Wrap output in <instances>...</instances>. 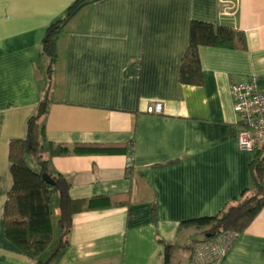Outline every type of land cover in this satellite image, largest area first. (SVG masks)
I'll return each instance as SVG.
<instances>
[{
  "label": "crops",
  "instance_id": "0c3cea01",
  "mask_svg": "<svg viewBox=\"0 0 264 264\" xmlns=\"http://www.w3.org/2000/svg\"><path fill=\"white\" fill-rule=\"evenodd\" d=\"M73 1L0 0V264H40L5 238L2 217L9 142L26 136L44 97L46 142L121 148L53 156L44 143L47 173L67 179L72 199L108 198L72 216L49 264H165L166 243L171 264H191L186 246L201 235L180 223L220 213L251 185L254 153L238 148L230 87L253 76L264 92V0H97L59 33L49 69L45 31ZM191 20L245 36L242 49L198 48L199 85L178 80ZM54 212L58 224V200ZM46 250L41 262L56 251ZM218 264H264V205Z\"/></svg>",
  "mask_w": 264,
  "mask_h": 264
},
{
  "label": "trees",
  "instance_id": "16d2710c",
  "mask_svg": "<svg viewBox=\"0 0 264 264\" xmlns=\"http://www.w3.org/2000/svg\"><path fill=\"white\" fill-rule=\"evenodd\" d=\"M94 1L97 0H74L66 9L64 16L47 27L41 44V53L48 57L49 69L57 56L56 41L59 33L82 7ZM200 46L242 49L245 47V36L241 31H236L226 25L191 20L188 44L178 72L180 83L201 84L202 73L198 56ZM48 106L49 100L46 97L40 99L34 114L27 121L26 136L12 139L9 142L8 159L12 184L6 194L2 217L5 238L31 260L40 264H49L55 259L58 251L67 244L72 216L75 213L86 208L97 207L98 204H108L106 203L108 198L103 196L72 199L68 194V181L60 174L48 173L54 184L44 181L42 173L47 172L46 161L42 159L44 143L48 145L50 155L53 156L68 153H114L121 150L119 146L98 144H75L70 150L61 144L46 142L45 129L41 119L47 113ZM262 149L253 150L252 181L250 187L244 191L242 199L225 207L216 215L198 217L180 223L179 229L192 226L199 229L201 235L199 239L193 240L190 245L186 246L189 249L190 261L194 243L212 239L223 233L233 234L234 241L264 205V156ZM30 156L40 164L39 171L31 169L27 164L26 158ZM55 195L58 196L60 240L55 248L56 251L45 262H41L39 256L47 249L51 240L50 205ZM206 234H210V236L208 237ZM173 248V244H165V264H171Z\"/></svg>",
  "mask_w": 264,
  "mask_h": 264
},
{
  "label": "built area",
  "instance_id": "2783aa9c",
  "mask_svg": "<svg viewBox=\"0 0 264 264\" xmlns=\"http://www.w3.org/2000/svg\"><path fill=\"white\" fill-rule=\"evenodd\" d=\"M230 92L237 115L238 148L245 151L264 148V92L257 90L253 76L233 83ZM146 110L150 113L160 112L159 105L148 106ZM233 239V234L223 233L194 243L191 264H218Z\"/></svg>",
  "mask_w": 264,
  "mask_h": 264
},
{
  "label": "rangeland",
  "instance_id": "374dc122",
  "mask_svg": "<svg viewBox=\"0 0 264 264\" xmlns=\"http://www.w3.org/2000/svg\"><path fill=\"white\" fill-rule=\"evenodd\" d=\"M27 164L29 165V167L31 169H33V170L35 169V168L32 167L31 163L28 162ZM57 200H58L57 195H55L53 197L52 203L50 205L51 213H53V217L54 218H53L52 233L50 234L51 242H50V244H49V246H48V248L46 250L47 253H49L51 250H54L55 249V247L57 245V242H58V240L60 238L59 226L57 224V218H56L55 212H54L55 211V207L57 205Z\"/></svg>",
  "mask_w": 264,
  "mask_h": 264
},
{
  "label": "water",
  "instance_id": "95a60500",
  "mask_svg": "<svg viewBox=\"0 0 264 264\" xmlns=\"http://www.w3.org/2000/svg\"><path fill=\"white\" fill-rule=\"evenodd\" d=\"M42 178L44 181H46L49 184H54L53 179L50 177V175L47 172L42 173ZM206 236H210V234H206Z\"/></svg>",
  "mask_w": 264,
  "mask_h": 264
}]
</instances>
